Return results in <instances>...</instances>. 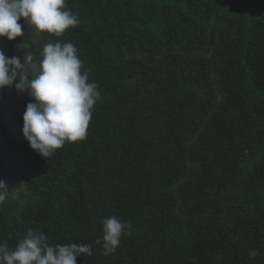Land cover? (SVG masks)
<instances>
[{
  "label": "trees",
  "instance_id": "trees-1",
  "mask_svg": "<svg viewBox=\"0 0 264 264\" xmlns=\"http://www.w3.org/2000/svg\"><path fill=\"white\" fill-rule=\"evenodd\" d=\"M66 3L78 26L56 37L21 18L0 49L71 42L101 95L86 138L47 160L22 133L32 98L0 90V241L91 245L77 264H264V0ZM112 215L131 235L106 256Z\"/></svg>",
  "mask_w": 264,
  "mask_h": 264
},
{
  "label": "clouds",
  "instance_id": "clouds-1",
  "mask_svg": "<svg viewBox=\"0 0 264 264\" xmlns=\"http://www.w3.org/2000/svg\"><path fill=\"white\" fill-rule=\"evenodd\" d=\"M21 18L37 33L56 37L80 23L66 0H0V37L11 41L24 36L18 23ZM23 48L28 49L23 62L0 49V90L14 86L32 98L23 114L22 133L30 147L48 160L65 143L86 138L101 93L96 82H89L88 71H81L82 61L73 43L49 42L38 53ZM8 193L5 181L0 180V203ZM131 228L130 221L115 215L104 218L103 254L115 253L121 237L131 235ZM92 254L91 245L52 244L39 230L29 229L14 250L9 249L7 240L0 241V264H77V257Z\"/></svg>",
  "mask_w": 264,
  "mask_h": 264
},
{
  "label": "rangeland",
  "instance_id": "rangeland-1",
  "mask_svg": "<svg viewBox=\"0 0 264 264\" xmlns=\"http://www.w3.org/2000/svg\"><path fill=\"white\" fill-rule=\"evenodd\" d=\"M28 51V49H26L25 48V50H24V55H25V53ZM22 62H23V59H22ZM23 181H24V179H23V175L22 174H20L19 175V178H18V180H17V185H18V187H16V189H15V192H24V186H23ZM21 185V186H20Z\"/></svg>",
  "mask_w": 264,
  "mask_h": 264
}]
</instances>
